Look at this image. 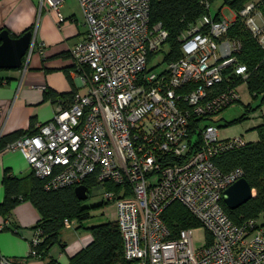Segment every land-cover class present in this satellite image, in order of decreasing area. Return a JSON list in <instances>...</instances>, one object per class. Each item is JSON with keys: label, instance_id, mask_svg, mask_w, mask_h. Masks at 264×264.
<instances>
[{"label": "built area", "instance_id": "built-area-1", "mask_svg": "<svg viewBox=\"0 0 264 264\" xmlns=\"http://www.w3.org/2000/svg\"><path fill=\"white\" fill-rule=\"evenodd\" d=\"M65 1L48 0L59 23ZM201 1L211 14L182 32V56L152 69L169 31L152 24L151 0H80L88 32L71 53L86 93L60 100L50 121L4 149L21 152L47 190L85 185L95 175L106 187L105 201L116 205L125 257L138 264H264L258 220L235 223L223 206L224 191L244 178L243 169L223 173L214 161L248 142L221 140L214 123L195 126L194 119L239 101L233 84L250 76L237 55L241 41L227 38L237 13L216 20L210 0ZM240 15L264 48V16L256 1ZM175 201L201 221L211 244L197 247L194 228L174 234L163 213ZM75 223L65 219L66 227ZM0 264L28 263L1 257Z\"/></svg>", "mask_w": 264, "mask_h": 264}, {"label": "trees", "instance_id": "trees-1", "mask_svg": "<svg viewBox=\"0 0 264 264\" xmlns=\"http://www.w3.org/2000/svg\"><path fill=\"white\" fill-rule=\"evenodd\" d=\"M216 1L218 0H210L212 4ZM221 1L222 6L220 10L213 16L216 20H219L224 6L230 7L237 13V17L233 21L227 38L241 41L242 48L237 55L239 61L247 65L250 72L248 79L237 78L233 86H239L246 81L250 93L255 98L262 96L261 103L258 106H248L249 113L264 104V48L254 38L246 24L245 18L240 15V12L248 3L256 1L257 8L264 16V0ZM151 9L152 24L162 23L164 28L169 31V37L165 46L167 49H163L165 62L175 61L182 56L180 39L182 32L205 14H211L210 10L206 8L201 0H151ZM3 30H0V32ZM28 31H33V29L26 30L22 35ZM154 68L155 66L152 67V69ZM74 95L75 93L72 95L57 94L54 91L47 93V97L52 98L55 102L62 100L67 103L72 101ZM247 114H244L237 120L230 121L228 124L246 120L249 115ZM211 119L212 117L194 119L195 126L200 125L203 121L207 122L205 124H211L213 123ZM256 130L259 135L257 141L248 142L244 147L223 152L214 159L216 165L223 173H229L236 168L243 169V177L247 179L256 191L254 197L236 209H230L223 201L225 211L238 224L249 219L259 220L264 213V123L257 126ZM36 132L37 129L1 136L0 152L19 137ZM3 185L5 197L3 201H0V216L6 219L9 218L13 210L24 201L32 202L42 215V219L35 226L36 236L41 231L38 237L40 241L37 244H34L33 241L31 251L34 250L36 253L33 254L31 252V256L46 259L50 257L51 248L56 244H60L63 249H66L67 245L62 242L61 233L66 227L65 219H70L78 222L80 224L79 228L83 227L90 231L93 235V240L87 247L72 256L69 264H138L137 261L128 260L125 257L124 240L116 220L96 225H84V221L92 218V210L103 206L105 203L99 206L85 205V200H81L77 195L76 186L47 190L44 180L39 178L34 171L28 176L20 177L12 174L9 170L5 171ZM85 185L89 188L90 198L93 187L100 184L96 176L92 175L86 180ZM108 188L117 192L121 190L119 186L114 184H108ZM163 219L171 227L174 234L184 228L203 226L201 221L185 205L177 201L165 209ZM8 229L7 226L3 228V230ZM206 234L207 244H211L213 236L208 230ZM47 264L60 263L55 259H51Z\"/></svg>", "mask_w": 264, "mask_h": 264}, {"label": "crops", "instance_id": "crops-1", "mask_svg": "<svg viewBox=\"0 0 264 264\" xmlns=\"http://www.w3.org/2000/svg\"><path fill=\"white\" fill-rule=\"evenodd\" d=\"M61 13L65 20L59 23L57 12L48 0H0V30H8L13 38H19L32 28L36 38L33 50L24 58L21 68H0V137L36 130L50 121L60 101L48 98L49 91L67 95L87 91L71 53L88 32L80 0H66ZM6 170L20 177L33 172L21 152L1 151L0 201L5 197L3 179ZM41 219V213L30 201L21 202L7 219L0 216V259H24L28 264H47L55 259L60 264H69L71 257L93 240L92 233L79 228L80 224L76 222L61 233L66 249L56 244L46 259L31 256L35 226ZM258 222L264 230V213ZM5 226L9 229L3 230Z\"/></svg>", "mask_w": 264, "mask_h": 264}, {"label": "rangeland", "instance_id": "rangeland-1", "mask_svg": "<svg viewBox=\"0 0 264 264\" xmlns=\"http://www.w3.org/2000/svg\"><path fill=\"white\" fill-rule=\"evenodd\" d=\"M221 6V0L213 3L212 14H216L220 10ZM222 15L232 19L234 17V11L230 7L224 6L222 8ZM163 59L164 52L158 53L155 56V59L151 66L162 62ZM165 66L166 64L164 63L157 70L160 71ZM238 91L240 94V100L233 103L220 113L214 115L211 119V122H213L219 128V137L221 140L243 137L247 142H255L259 139L256 127L264 123V104L260 108L254 111H250L249 113L248 106H258L261 103L262 96L255 98L250 93L246 81L238 86ZM244 114L248 115V118L246 120L228 124L230 121L239 119ZM105 189L106 187L104 185L93 187V189L91 190V197L85 200V205L87 206H99L105 203L103 206L96 207L92 210V218L84 221L85 226L106 223L115 221L117 219L116 205L114 203L106 202L104 199ZM206 231L207 230L204 226L194 228V240L197 247H203L206 245Z\"/></svg>", "mask_w": 264, "mask_h": 264}, {"label": "water", "instance_id": "water-1", "mask_svg": "<svg viewBox=\"0 0 264 264\" xmlns=\"http://www.w3.org/2000/svg\"><path fill=\"white\" fill-rule=\"evenodd\" d=\"M34 47V32L28 31L19 38H13L8 30L0 32V68L18 69L24 65V58ZM81 200L89 198L86 185L76 187ZM255 193L246 178H241L224 191V202L230 209H236L254 197Z\"/></svg>", "mask_w": 264, "mask_h": 264}]
</instances>
